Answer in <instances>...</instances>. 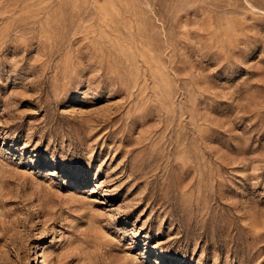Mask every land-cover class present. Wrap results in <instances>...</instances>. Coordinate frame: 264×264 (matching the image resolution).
Segmentation results:
<instances>
[{"label":"rangeland","instance_id":"374dc122","mask_svg":"<svg viewBox=\"0 0 264 264\" xmlns=\"http://www.w3.org/2000/svg\"><path fill=\"white\" fill-rule=\"evenodd\" d=\"M0 264H264V0H0Z\"/></svg>","mask_w":264,"mask_h":264}]
</instances>
